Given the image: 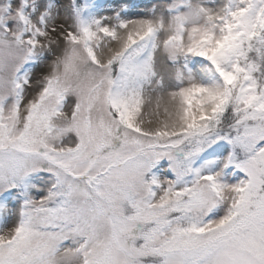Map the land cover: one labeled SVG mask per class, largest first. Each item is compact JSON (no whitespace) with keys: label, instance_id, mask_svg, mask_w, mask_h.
I'll use <instances>...</instances> for the list:
<instances>
[{"label":"snow or ice","instance_id":"obj_1","mask_svg":"<svg viewBox=\"0 0 264 264\" xmlns=\"http://www.w3.org/2000/svg\"><path fill=\"white\" fill-rule=\"evenodd\" d=\"M0 264H264V0H0Z\"/></svg>","mask_w":264,"mask_h":264},{"label":"bare ground","instance_id":"obj_2","mask_svg":"<svg viewBox=\"0 0 264 264\" xmlns=\"http://www.w3.org/2000/svg\"><path fill=\"white\" fill-rule=\"evenodd\" d=\"M133 2H143V0H133Z\"/></svg>","mask_w":264,"mask_h":264},{"label":"rangeland","instance_id":"obj_3","mask_svg":"<svg viewBox=\"0 0 264 264\" xmlns=\"http://www.w3.org/2000/svg\"><path fill=\"white\" fill-rule=\"evenodd\" d=\"M143 2H146V0H143Z\"/></svg>","mask_w":264,"mask_h":264}]
</instances>
